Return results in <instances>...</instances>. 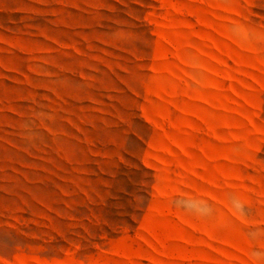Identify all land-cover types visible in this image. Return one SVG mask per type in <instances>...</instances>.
I'll return each instance as SVG.
<instances>
[{"label": "rangeland", "instance_id": "obj_1", "mask_svg": "<svg viewBox=\"0 0 264 264\" xmlns=\"http://www.w3.org/2000/svg\"><path fill=\"white\" fill-rule=\"evenodd\" d=\"M0 264H264V0H0Z\"/></svg>", "mask_w": 264, "mask_h": 264}]
</instances>
